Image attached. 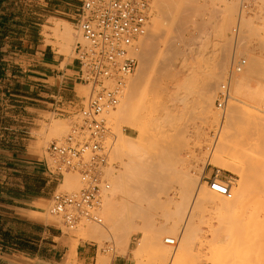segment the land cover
Masks as SVG:
<instances>
[{
  "label": "rangeland",
  "instance_id": "obj_1",
  "mask_svg": "<svg viewBox=\"0 0 264 264\" xmlns=\"http://www.w3.org/2000/svg\"><path fill=\"white\" fill-rule=\"evenodd\" d=\"M24 1L26 2L19 6L15 15L25 20L23 24L31 22L45 24L41 38H45L46 43L54 47L55 51L61 55L64 60L62 66L64 67L68 63L77 65L75 47L76 43L81 41V36L75 29L73 17L83 0H71L72 6L66 5L69 0ZM202 3L204 8L201 18L202 22H206L207 25L200 29L193 28V23L191 24L192 26L189 25L193 29L190 27L189 33L187 30L183 33L182 40L180 39L181 43L184 40L183 46L179 45V40L176 42L181 47H179L180 53L175 54L170 59L168 58V51L164 49L165 47L159 48L155 54L153 52L151 57L153 61L158 60V63L156 67L151 66L148 69L142 82L137 87V97L142 98L141 112H146L149 115V119L155 118L153 121H149L150 123L148 124V119L146 120L142 129L143 140L147 150L151 152L149 154V156L152 155L151 161L156 163L155 170H159V173H164L156 183L155 195L150 194L149 196V193L145 191L147 196L145 195L144 197L143 195V200L141 197L139 198L141 202L145 201L142 202L143 204L149 202V206H154V209L150 206L151 210L149 209V211L151 212H148L150 216L148 214L144 219L135 218L136 226L141 227V229L143 227L145 230H132L129 247L123 253L122 251L117 252L119 251L117 247L119 236L114 231L108 233L107 240L102 239L103 242L99 241L100 244L98 241L90 240L86 237L82 238L86 229L91 225H98L82 222L75 231L70 232L75 235L74 251L80 242H90L94 244L93 251L97 254V258L100 255L103 257L105 255L107 258H111L112 262L114 258L125 255L129 250L133 252L140 241L139 238L146 231L150 236V240L147 249L140 257L141 260L144 259V264H169L175 249L166 243V240L171 237L168 232L176 225L175 230H179L178 238L180 236L183 237L180 230H182L184 225L186 213L189 211L185 203L192 199L191 195L185 198L180 197L176 188L180 179L178 173L179 168H181L180 157L186 166L185 169L192 176L194 174V177H199H197L198 180L194 184V189L203 184L209 191L206 179L219 170V178L232 188L233 199L241 188L244 177L247 182H245L247 186H245L246 184L243 185L244 188L246 187L244 190L250 196L240 205L235 208H229V210L223 205L227 199L210 190L213 195L210 197L213 201L212 204L203 205L194 214L196 217L194 218L193 216L194 226L197 227L196 236L194 235L195 237L186 241L183 250L181 249L182 238L179 241L180 245L178 243V248L175 250L178 252L177 255L181 254V260L178 264H264V202L260 197L254 196L255 193L258 194L264 190V0H202ZM243 3L248 6L247 9L242 6ZM152 7L151 18L155 17L157 13L160 16L162 15L158 6L152 5ZM66 8H70V12ZM241 16L245 18V21L239 30L237 23ZM225 18L231 19L230 29L226 33L227 39L220 36L216 32V28H214V25L219 26ZM43 19L47 20V22H42ZM64 23L70 27L72 34H74L73 51L62 50L59 45V39L55 34L54 29L59 25V28L62 31L64 30ZM235 28L239 30L240 34L235 32ZM40 29L41 27L35 24L30 25L29 45L38 39ZM236 34L239 36H237L238 38H236ZM236 39L243 42V46L237 56L235 51ZM239 58L247 61L244 69L237 73L238 76L243 74L242 78H244V88L237 95L241 102L236 103L239 110L235 121L230 126L228 124L223 125L222 130L221 123L224 122V110H219L215 102L222 84L226 82L233 59L237 60ZM220 59L224 61L227 68L215 94L213 112L215 114L219 112L217 114H221V116L219 123H215L211 119L205 122V115L199 109V100L203 94V85L211 76L212 67ZM139 63L138 58V67ZM138 67L137 69H139ZM137 69L132 76L137 74ZM238 76L236 74L233 76L232 88L234 87V81L239 80L237 79ZM88 88L89 86L80 83L76 87L77 97L84 98L83 105L90 93V88ZM232 90L231 95H233ZM229 99L232 98L230 97ZM230 102L232 101L230 100ZM80 109L70 119L63 120L60 119L63 117H55V121L58 120L64 124L60 131L52 132V125L55 122L52 118L51 124H44L39 135H34L38 138L35 151L41 159L47 157L46 149L53 141L60 142L67 137L73 123L79 117ZM109 115L107 120L112 130V138L110 137L111 140L109 139V143L111 142V153L109 166L106 171L107 177L111 181L118 175L119 171L122 172L124 170L123 156H121L119 151H116L117 141L120 140L118 136L121 133L123 137L136 140L139 134L132 128V122L111 120ZM211 123L214 124L211 125ZM225 126L230 130L231 136L228 152L229 154L235 152L233 155L239 159V161L236 160V167L238 168L236 173L223 170L216 163L208 165L205 169L203 165L207 158V153L210 152L209 148L211 147L212 149L216 139L219 136H223L224 130H226ZM202 131L204 132L202 135L205 133L206 135L199 138L198 132ZM148 138L153 139L154 143L149 142ZM243 138L249 139L245 141V148L233 151L232 147ZM111 167L115 169L114 173L108 174ZM68 175L78 184V189H68L62 186L64 179ZM80 188L81 181L78 174L67 172L64 173L57 193H74L79 191ZM142 192L144 193V191ZM138 195L142 196V193H138ZM146 197L148 198L145 199ZM103 198L100 208H102V202H104ZM121 199H123V195L118 193L116 201L121 203ZM133 201L137 200L133 199ZM152 201L153 203H151ZM180 202L184 203L183 212L185 214L176 212L177 204ZM43 217L47 220L58 221L57 218L50 216L48 213L43 215ZM102 218L103 223H106L104 217ZM68 264L77 263L71 258Z\"/></svg>",
  "mask_w": 264,
  "mask_h": 264
},
{
  "label": "crops",
  "instance_id": "obj_2",
  "mask_svg": "<svg viewBox=\"0 0 264 264\" xmlns=\"http://www.w3.org/2000/svg\"><path fill=\"white\" fill-rule=\"evenodd\" d=\"M23 2L0 0V264H68L71 258L96 264L94 244L80 242L74 256L75 235L43 217L64 176L36 153L34 135L56 116L74 117L84 98L76 93L77 65L63 67L61 55L41 38L46 25L23 24L15 15ZM31 24L41 29L29 45ZM131 252L111 264H137Z\"/></svg>",
  "mask_w": 264,
  "mask_h": 264
},
{
  "label": "bare ground",
  "instance_id": "obj_3",
  "mask_svg": "<svg viewBox=\"0 0 264 264\" xmlns=\"http://www.w3.org/2000/svg\"><path fill=\"white\" fill-rule=\"evenodd\" d=\"M153 3H154L153 4L154 6L156 5L161 9L162 15L160 16V14L157 13V15H155V17L151 18V20L149 21V23L147 25L145 34L139 38V41L137 43V47L133 51V54L135 56H137V58H139V61H140L139 67H138L139 69H137V74L135 76H129L126 78L125 84H124V89H123L122 96L120 99V102L121 101L122 102L121 103L119 102V104L117 105V108H115V110L108 113V115L110 114L109 116H110L111 120L113 119L115 121L120 120V121H124V122H132L131 126L139 134V137L136 140H134L132 138L130 139L129 137H128L129 139L127 137H123V135L121 133L118 136V139L120 138V140H118L119 142L117 141L116 151H119L121 156H123V159H124L123 168H124V170L122 172L119 171L118 175H116L113 180L111 179L110 189L104 193V196H103L104 202H102L103 203L102 208H100L101 210L99 212H100V214L103 215V216L102 215L101 216L104 217L106 223L104 222V223L98 224V225H91L88 229H86L83 232L84 234L82 237V238L86 237V238H89L90 240H94V241L99 242V241H102V239L107 240L108 233H110L111 231H114L115 234L117 236H119V239L117 242L118 246L116 244V246L119 248V251H117V250L116 251L117 252L122 251L123 253L129 247V239H130V234H131L132 230L133 229L145 230L143 227L141 229V227L136 226L135 218L140 217L141 219H144V217L145 216L147 217L148 214L151 212V211H149L150 206H151V208L153 207V209H154V206H152V205L149 206V204H148L149 202H146L148 204V206L146 203H144L147 206L146 207L142 203L145 201L141 202L139 198L141 197V199L143 200V195H144V197L146 195L145 191H147L149 193V196H150V194H152L154 196L156 183L160 179V177L162 175H164V173H159L160 172L159 170H155V164L156 163H154L155 161H151L152 155L149 156V154L151 152L147 150V146L145 145L144 140H143L144 134H143L142 129L145 126L146 120L148 119V122H147V124H148V123H150L149 121H153L155 118L149 119V115L146 112H141L140 109L142 106V98L139 96L137 97V95H138V94H136L138 92L137 87L142 82V80L145 77L148 69L151 66L156 67V65L158 63V60L153 61V59L151 57L153 52L155 54L159 48L165 47L164 49L168 51V53H169L168 58L170 59L175 54L180 53L179 52V47H180L179 45L183 44L184 40L181 43L183 33L186 30H187V32L190 31L189 29L192 26L191 25L192 23L194 25L192 27L196 28V29L203 28L204 26L207 25L206 22H205L206 24L204 23V21L202 22V18H201L203 8H204L202 0H154ZM242 16H241V18L239 17L240 20L237 23V28L239 30L245 21V18H243ZM209 24H211V23H209ZM230 24H231V19L225 18L224 21L219 26L214 25V28H216V32L220 36L227 39L226 33L230 29ZM63 25L65 27L63 31L59 28L60 25L54 29L55 34L59 39V45H60L62 50L73 51L72 50L73 49L72 44L74 42V34H72V31H71L70 27H68L67 24L64 23ZM189 25H191V26L189 27ZM239 30H238V33H239ZM193 33H195V32H193ZM235 36H236V38L239 37L237 34ZM75 38H77V37H75ZM177 41L180 42L179 45L176 43ZM185 42H186V40H185ZM242 43H243L242 41L240 42L238 39H236V42H235L236 56H237V54L240 53L239 50L243 46ZM233 60H236V59H233ZM226 68L227 67H226V64L224 63V61H222L221 59L218 60L211 69L210 78L203 85V88H202L203 94L199 100V109L205 115V122H208V120L211 119L213 122L215 121V123H217V122L219 123L221 114L218 115L217 113H219V112H217L216 113L217 115H216L213 112L214 108H215V107L213 108V105H214V101L216 98L215 94H216V92L220 86V83H221L223 77H224V74L226 72ZM245 73H247V71H245ZM234 75L235 74H233L230 77V81H229V98L231 97L232 99H228L227 104L224 108V114H223L224 122L221 123V128L224 127L223 125H225V124H228L230 126V124L235 121V119L237 117L238 110H239V107L236 103L241 102L240 99L237 97V95H238V92L242 88H244V78H242L243 74L238 76L236 73V76H238L237 79H239V80L238 81L236 80L237 82L234 81V87L232 88V83H233L232 79H233ZM231 90H232L233 95H231ZM230 100L232 102H230ZM212 124H214V123H211V125ZM62 125L64 126V124L62 122L55 121L52 125V132L53 131L54 132L60 131V129L62 128ZM225 128H226V126H225ZM222 130H223V128H222ZM224 131L225 132H224L223 136H219V138L216 139V142L214 143V146L212 147V149L209 146L210 152L207 153V156H206L207 158H206L205 162L203 161L204 162V164H203L204 169L208 165H211L212 163H216V165L220 166L221 169L226 170V171L231 172V173H236L238 170V168L236 167V160L239 161V159H238V157L233 155L235 152L232 154H229L228 148L230 147L229 142L231 140L230 130L228 128H226V130H224ZM202 133H204V132L203 131L198 132L199 138H202L201 136L206 135V133L203 135H202ZM146 138H147V136H146ZM247 139L248 138H243L240 142H238L236 145H234L232 147L233 151L234 150L238 151L242 148H245V141ZM212 140H213V138H212ZM148 141L153 142V139L148 138ZM110 153H111V151H110ZM258 154H260V153L258 152ZM147 155L149 156V158ZM179 163H180L181 168H179V170H178V173L180 175V179H179V182L177 183V187H176L177 191L180 194V197L185 198L186 196L191 195L192 199H190L191 201L188 200V202L185 203V205L189 208V211H188V213H186L187 215H186V218L184 220V225H183V227L181 226L182 230H180V231H182L183 237L180 236V238H178L179 230L178 231L175 230L176 225H174V227H172V225H171L172 228L168 232V235H171V237L169 236L170 239L175 240L176 244L174 246H172L175 250H176V248H178V243H179L181 238L183 240V242H182L183 244L181 243L182 244L181 249L183 250L186 241H188L189 239L196 236L195 234L197 233V231H196L197 227L194 226L195 224L193 223V219L196 217V215L194 216V214H196V212L199 210V208L202 207L203 205H205L207 203L212 204V202H213L212 198H210L213 196L210 193V190H211L210 187H209L210 190L208 191V189L203 184H200L197 188L194 189V184L198 180L197 179L198 176L195 175L196 177H194V174L192 176L190 174V172L185 169L186 166L184 165V162H183L182 158H180V157H179ZM255 167H257V166H255ZM114 170L115 169L113 167L109 168L108 174L109 173L113 174ZM261 170H262V167H261ZM261 170H259V171H261ZM217 172L220 173L219 170H217ZM256 177H257V175H256ZM245 182H246V178L244 177L242 180V183H241L242 184L241 188L236 193L234 199H233V194L231 192L232 188L230 187L229 184H227V186L229 185L228 188L232 194L231 198H227V197L215 192L216 194L223 196L227 199V201H224V203H223L225 208H228V209L229 208H235L238 205H240L242 202H244L248 198V196H250L249 194L247 195L246 190H244L246 187L244 188L243 185L247 183V182L246 183ZM62 186H64L65 188H68V189H75V190L79 188L78 184L76 182H74V179L69 175L66 176V178L64 179ZM245 186H247V184ZM142 191H144V193ZM118 193L123 195V199H121L123 201L120 200L121 203H118L116 201V196ZM138 193L139 194L142 193V196L138 195ZM153 196H151V197H153ZM254 196L260 197L262 199V201L264 202V190H262L258 194L255 193ZM217 197H219V196H217ZM147 198L148 197H146L145 199H147ZM189 198H190V196H189ZM133 199L137 200V201H133ZM138 199H139V201H138ZM151 203H153V201ZM183 210H184V203L183 202L178 203L176 212H178V213L182 212L185 214V212H183ZM178 213H177V215H178ZM149 216H150V214H149ZM193 216H194V218H193ZM183 219H181V220H183ZM178 221H179V219H178ZM181 223H182V221H181ZM176 239L178 240V242ZM149 240H150L149 234L146 231H144V234L141 237L140 241L138 242L135 250H133L134 257L138 260L137 264H141V258L140 257L142 255V253L147 249L148 244H149ZM99 244H100V242H99ZM179 245H180V243H179ZM175 250L172 253V257L169 261V264H178L179 261L181 260V254L177 255L178 252ZM117 254H119V253H117ZM110 259L107 258L105 255H104V257L102 255H100L98 257L97 264H111Z\"/></svg>",
  "mask_w": 264,
  "mask_h": 264
},
{
  "label": "built area",
  "instance_id": "obj_4",
  "mask_svg": "<svg viewBox=\"0 0 264 264\" xmlns=\"http://www.w3.org/2000/svg\"><path fill=\"white\" fill-rule=\"evenodd\" d=\"M153 1L83 0L73 17L81 36L75 47L76 81L89 86L90 93L67 137L53 141L46 149L53 174L75 172L81 181L77 192L56 193L47 209L70 232L82 222L103 223L99 210L104 193L110 189L106 170L112 136L107 115L119 104L126 78L136 72L138 58L133 51L151 19ZM246 64L243 58L233 60L215 102L219 110H224L229 99L230 77ZM206 180L213 192L232 197L218 172ZM166 243L176 244L174 239Z\"/></svg>",
  "mask_w": 264,
  "mask_h": 264
}]
</instances>
